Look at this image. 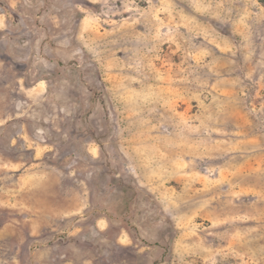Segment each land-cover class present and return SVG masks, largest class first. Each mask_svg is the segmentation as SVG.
<instances>
[{
	"label": "rangeland",
	"instance_id": "374dc122",
	"mask_svg": "<svg viewBox=\"0 0 264 264\" xmlns=\"http://www.w3.org/2000/svg\"><path fill=\"white\" fill-rule=\"evenodd\" d=\"M0 264H264V0H0Z\"/></svg>",
	"mask_w": 264,
	"mask_h": 264
}]
</instances>
